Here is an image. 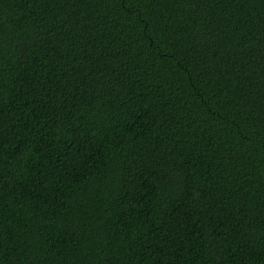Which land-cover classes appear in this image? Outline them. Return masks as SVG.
<instances>
[{
    "label": "trees",
    "instance_id": "1",
    "mask_svg": "<svg viewBox=\"0 0 264 264\" xmlns=\"http://www.w3.org/2000/svg\"><path fill=\"white\" fill-rule=\"evenodd\" d=\"M0 264H264V0H0Z\"/></svg>",
    "mask_w": 264,
    "mask_h": 264
}]
</instances>
